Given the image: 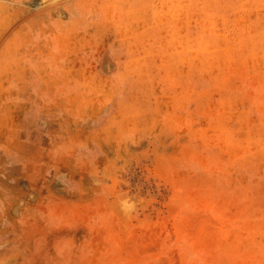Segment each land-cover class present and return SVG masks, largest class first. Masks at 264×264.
Returning a JSON list of instances; mask_svg holds the SVG:
<instances>
[{
	"label": "bare ground",
	"instance_id": "bare-ground-1",
	"mask_svg": "<svg viewBox=\"0 0 264 264\" xmlns=\"http://www.w3.org/2000/svg\"><path fill=\"white\" fill-rule=\"evenodd\" d=\"M93 15L86 19V0H0V89L9 98L0 109V264H177L181 256L169 248L165 180L156 209L148 197L152 172L182 146L146 127L142 139H119L120 90L98 72L86 88L70 86L86 77L70 53L96 49V71L105 60L121 66L117 22ZM78 91L86 110L72 107Z\"/></svg>",
	"mask_w": 264,
	"mask_h": 264
},
{
	"label": "rangeland",
	"instance_id": "rangeland-1",
	"mask_svg": "<svg viewBox=\"0 0 264 264\" xmlns=\"http://www.w3.org/2000/svg\"><path fill=\"white\" fill-rule=\"evenodd\" d=\"M125 1L86 0V19L117 22L122 61L106 68L105 60L96 71V49L70 53L64 58L86 69L85 79L70 86L86 88V78L98 72L120 90L119 139H142L146 127L182 146L165 154L163 171L152 172L148 197L156 209L157 185L165 180L177 264H264V0ZM78 94L72 107L86 110L85 94ZM8 101L0 89L1 110Z\"/></svg>",
	"mask_w": 264,
	"mask_h": 264
}]
</instances>
